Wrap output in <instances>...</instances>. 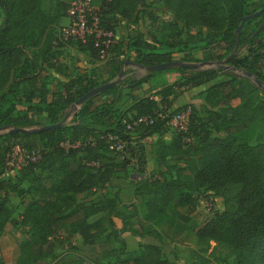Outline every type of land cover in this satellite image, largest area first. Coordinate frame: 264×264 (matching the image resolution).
Segmentation results:
<instances>
[{
    "label": "trees",
    "instance_id": "1",
    "mask_svg": "<svg viewBox=\"0 0 264 264\" xmlns=\"http://www.w3.org/2000/svg\"><path fill=\"white\" fill-rule=\"evenodd\" d=\"M161 3L169 17L159 20L158 30L174 31L176 35L181 31V41L169 33L145 39L137 31L139 14L150 5L146 0H99L101 26L111 31L105 16L114 15L131 34L113 41L105 59L85 72L76 66L68 69L63 60V53L71 48L97 59L90 35L84 42L58 38L66 0L57 13L42 10L39 0H0V126L33 128L58 122L80 95L115 78L130 52L134 53L128 60L131 64L148 66L172 59L199 61V54L218 61L234 49L225 64L251 72L264 86V9L245 20L239 32L234 33L241 17L264 7V0ZM147 12L151 22L158 20ZM253 20L255 25L247 30ZM38 30L43 31L39 40ZM254 65L260 73L253 70ZM188 70L174 83L149 94L140 91L141 85L157 71L120 79L85 99L56 128L0 133V233L4 224L13 219L9 194L20 200L28 197L16 214L15 223L28 230L17 243L14 264H107L95 263L79 252L71 253L67 260L66 255H54L51 238L58 229L63 230L61 237L78 234L84 245L93 244L109 229L105 236L111 235L117 243L102 253V258H109V264H171L163 256L159 233L149 224L138 229L130 224L126 227V220L135 215V205L122 204L115 193L88 204L75 200L76 194L108 184L112 176L124 175L127 166L143 175L141 140L149 136L157 137L153 149L156 165L166 156H174L180 163L171 166L172 174L167 177L149 173L138 178L133 190L143 208L141 219L158 223L169 217L170 209L190 211L196 195L216 193L223 200V208L194 227V244L207 246L212 241L225 247L232 264H264V140L252 137L254 126L264 127V96L248 79L219 68ZM96 75L103 78L94 81ZM220 75L226 78L217 80ZM204 84L200 109L188 104L170 107L172 99L186 89ZM117 87L125 89L126 105L122 110L114 103L117 96L113 102L102 95ZM99 95L103 98L98 99ZM232 100L237 102L232 104ZM186 105L190 109L186 132L173 131L169 140L160 139L168 129V114ZM155 110L161 114L168 110V114L157 117ZM142 115H153L152 122L125 129L127 122ZM107 134H115L125 142L126 157L107 149L103 138ZM12 147L32 152L35 158L1 175ZM108 153L118 156L119 161L109 159ZM232 185L237 186L235 191L225 195ZM129 206L131 211L122 213ZM113 216H120L118 231L111 227ZM125 229L153 240L126 251L124 242L117 238L118 232Z\"/></svg>",
    "mask_w": 264,
    "mask_h": 264
},
{
    "label": "rangeland",
    "instance_id": "2",
    "mask_svg": "<svg viewBox=\"0 0 264 264\" xmlns=\"http://www.w3.org/2000/svg\"><path fill=\"white\" fill-rule=\"evenodd\" d=\"M62 1L63 0H39V4H40V8L46 11L47 13L49 12L57 13L61 11ZM146 2H149L150 5L147 7H144L143 8L144 12L139 14L140 18L138 20L137 27H136L137 31L141 32L143 34V37H145V39H148L149 36L159 38L160 34L169 33V34H173V36L175 37L174 39L181 41L184 37V34L180 30H179L180 32L177 33V35L175 34L174 31L169 32L168 30H163V32L161 33L160 30H158L159 20L169 17L167 13L164 12L161 0H146ZM147 11L150 12V15L156 16L158 20L151 22L150 20L151 17L148 16ZM60 20L61 19H59V21ZM105 21H107L109 25H111L113 41H118L122 38H126L127 36H130L131 34L130 29L128 27H125L121 23L122 21L119 19V17L114 16V15L108 16L107 14L105 16ZM255 21L256 20H253L252 22H250L246 29L247 30L251 29L255 25ZM42 32L43 31L41 30H38L36 32L38 40L41 38ZM62 56H63V60L65 64L68 66V69H71L72 67L76 66L78 67L79 70L87 72L90 68H93L99 65L100 63L98 59L89 58L86 53H75V54H69V53L64 54L63 53ZM133 56H134V53L130 52L127 55V59L131 60ZM173 57H176V55L174 54ZM198 57H199V61L208 60L207 55L199 54ZM227 66H228L227 64H223L220 66L203 65L200 67V69L215 67V68H219L221 71L232 73L235 76L244 77L252 82V77L254 75L251 72L240 70V69H234L233 67L228 68ZM122 67H123L124 74L121 76L120 79L138 78L142 76L145 72L142 68L138 67L136 64H131L129 61L124 66L122 65ZM255 67L256 65H254L253 70L260 73L258 70L259 68L257 67L255 68ZM188 72H189L188 69L182 72L175 71L172 68H165L162 70H158L156 73L151 74L147 78V83L141 85L140 91L142 93H148V94L153 93L156 89H159L161 87L174 83L176 80L179 79L181 75L187 74ZM245 72H249L251 76H246ZM102 78H103L102 75H98V76L96 75L93 77V80L100 81ZM225 78H226L225 75H220L216 79L222 80ZM205 85L207 84H204L203 88L205 87ZM201 87L202 86L200 85L197 88L192 87V88L186 89L184 92L181 93V95L172 99V103L170 107L173 108L178 105L188 104L195 108L200 109L203 102L199 94L202 92L201 90L203 88L201 90H198V89H200ZM258 89L260 91V94L264 96V86L262 85V83H261V87H259ZM124 93H125V89H123V87H117L111 91L103 93L102 95L104 98H108L113 102L117 96L114 103L117 105L118 108H120V110H122L126 105L125 101L123 100ZM102 95H99L100 97L98 99L103 98L101 97ZM235 102H237V100L231 101L232 104ZM68 108L69 106L66 108V111L68 110ZM75 110L69 113V115L67 116L65 120H68L71 117V114ZM263 129L264 127L261 124H257L256 126H254V131H253L254 135L252 137L257 138L259 140H264V137H261V133ZM173 134H174L173 131L165 129L160 139L167 141L173 136ZM156 139L157 137L153 136V137H146L141 140L142 150H143V159H144L143 168H144V171H146V168L151 167L152 170H149L148 174L151 172V173H154L155 176L167 177L168 175L172 174L171 166L179 164L180 161L174 156H166L160 165H156V169H154L153 166L146 164V160L148 162H151V164H153L152 163L154 160L153 149L155 146ZM108 158L116 160V161H119L120 159L118 156H116L113 153H108ZM133 165H135V163ZM124 175H126L127 177L126 178L127 181H125L127 184L128 182H131V180L134 179L135 185L136 186L138 185L140 179H136L137 169L135 167L127 166L125 169ZM114 179L116 178L111 179V183H116L114 182ZM24 185L25 183H22V186ZM106 187L111 188V185L109 184L107 186H102L103 191L106 190ZM236 188L237 186L235 185L229 186L225 190L224 194L231 195L235 191ZM111 191H113V189H110L109 192ZM18 199L19 198L16 197L13 193L9 194V201H11V204L13 206V209H12L13 219L10 221H7L4 224L2 232L0 233V237L6 236V237H9V239L12 238L14 240L13 241L14 243H18L19 241L23 240L26 237L27 230H28L27 226H23V225H19L15 223L16 214L21 208L20 206L18 207V204L27 201L28 197L24 196L22 200L19 199L21 202H19ZM79 199H80V196L75 195V200H79ZM135 205H136V213L139 214L141 212L140 204H135ZM222 208H223V200L220 196H218L216 193L204 192V193H200L199 195H196L194 205L190 211L186 212L182 208H177L175 210V213H170L171 217L176 216L177 219L183 220L187 222V224H186V227L183 233H174L172 237H165L166 235L163 233L160 235V237L161 236L165 237V239H163L162 241L163 256L167 257L171 261V264H232V256L229 255V250L226 249L225 247L219 244H216L212 241H209L207 246L199 247L194 244V238H193L194 227L197 224H199L201 220L209 216L213 211L219 210ZM137 214L134 215L130 219V223H129L130 225H135V226L139 225V218ZM58 232L59 233L63 232V230L58 229ZM69 237L67 238L65 236L61 237V234L58 235L57 232L54 233L53 237L51 238L52 243H53L54 255H66L65 259L67 260L70 258L69 255L71 253L78 252L77 248L73 246L72 244H69V242L67 241ZM117 237H120V235L117 234ZM64 245H66V248H63ZM88 259L91 261L94 260L92 258H88ZM0 260H1V256H0ZM106 261L107 262L105 263L109 264L110 260L107 259ZM94 262L100 263L101 260L95 259ZM8 263L10 264V260H8Z\"/></svg>",
    "mask_w": 264,
    "mask_h": 264
},
{
    "label": "built area",
    "instance_id": "3",
    "mask_svg": "<svg viewBox=\"0 0 264 264\" xmlns=\"http://www.w3.org/2000/svg\"><path fill=\"white\" fill-rule=\"evenodd\" d=\"M99 0H66V8L64 12V20L57 28L58 38L62 41L68 39L84 42L90 35L92 37V46L96 49V57L99 61L105 59L108 53V48L113 42L112 32L103 28L100 24V13L98 8ZM168 114V110L166 111ZM166 113L154 111V116L164 117ZM190 109L185 106L180 110L169 113L165 121L168 129L185 133L189 122ZM153 115H142L133 118L125 124V129L131 130L136 124H150L153 120ZM104 138V143L108 150L114 153L125 154V142L118 138L115 134H107ZM185 139V138H184ZM186 140V139H185ZM67 146L66 143L63 144ZM35 158L33 153H27L18 147H12L10 152L6 154L2 173L8 172L11 168H18L24 165L28 160L32 161ZM94 164V163H90ZM58 235L61 233L57 232Z\"/></svg>",
    "mask_w": 264,
    "mask_h": 264
},
{
    "label": "crops",
    "instance_id": "4",
    "mask_svg": "<svg viewBox=\"0 0 264 264\" xmlns=\"http://www.w3.org/2000/svg\"><path fill=\"white\" fill-rule=\"evenodd\" d=\"M60 49L63 52L65 51V49H62V48H60ZM65 53L66 52H64V54ZM67 53L75 54V53H81V52H78V51L71 48V49L67 50ZM201 86L202 87L198 90H201L203 88V85H201ZM195 88H197V87H195ZM149 137H153V136H149ZM152 163L153 164H151V162H148L146 160V164H149V165L153 166L154 169H156L155 161L153 160ZM149 168H146V171H144L143 175H140L137 173L136 179L142 178L143 176H147L149 170H152L151 167H149ZM113 178H116V179H114V182H116V183H111V179H113ZM126 178H127L126 175L112 176V177H110L108 184L102 185V186H107L110 184L111 188L106 187V190L103 191L102 186H100V187L94 188L88 192L78 193V194H76V195L80 196V199L78 201L82 202L84 204H88V203H91V202L98 200L100 198V196H102V195L110 196L113 193H115L118 197V200L124 205H128L130 203H132L134 205L139 204L138 196L136 193H134V190H133V188L136 187L135 186V180L132 178L133 180H131V182H128V184H127L125 182V181H127ZM110 189H113V191L109 192ZM19 206L22 208L23 204L19 203L18 207ZM130 207L131 206L124 207L122 213L128 214L132 208V207L131 208ZM134 207H135V215H136L137 214L136 213V205ZM140 207H141L140 208L141 212L139 214H137L138 218H139V225L138 226H140V225L143 226L145 224H149L151 229L155 230L157 233H159V235H161L162 233L165 234L166 235L165 237H172V235L174 233H183V231L185 230L187 222L180 220V219H177L176 216L171 217V214H169V217L159 221L158 223H152V221H147V222L143 221L141 219V214L143 212V208L141 205H140ZM21 208H20V210H21ZM169 212L175 213L173 209H170ZM120 215H122V214H120ZM119 217L120 216L111 217V222H112L111 227L115 231H118L120 226H121V222H120ZM130 219L126 220V227L129 226ZM130 226L135 228V229H138V226H135V225H130ZM108 231H109V229L105 230L100 239L96 240L93 244H89V245L81 244L80 237L76 233H73L67 239V241L69 242V244H72L73 246H75L77 248V251L79 253H81L82 255H84L85 257L92 258L94 260L99 259L103 262H106V260L109 258L108 257L102 258V253L105 252L106 250L112 248V247H116V242L112 239V236L111 235L105 236V235H107ZM118 234L120 235V237H117V238H120L124 242V247H125L126 251L135 249L137 247V245L140 243H144L145 241L153 240L150 236L149 237L148 236L140 237L138 235L130 233L126 229L118 232ZM165 237L161 236L160 241H163V239H165ZM13 241L14 240L12 238L9 239V237H6V236L0 237V256H1L2 264H9L8 260H10V264H14V259L17 255V243H14ZM63 248H66V245H64Z\"/></svg>",
    "mask_w": 264,
    "mask_h": 264
},
{
    "label": "water",
    "instance_id": "5",
    "mask_svg": "<svg viewBox=\"0 0 264 264\" xmlns=\"http://www.w3.org/2000/svg\"><path fill=\"white\" fill-rule=\"evenodd\" d=\"M264 9V7H261L259 9H257L254 12L245 14L241 17L238 25L235 27L234 29V33L237 34L240 30V28L242 27V24L245 20L250 19L254 16H256L260 11H262ZM234 53V49L231 50V52L224 58L218 60V61H212V60H203V61H183L181 59H172L169 61H163L154 65H148V66H142L140 64H136L138 67L142 68L144 71H158V70H162L165 68H172V67H178V68H187V69H200L201 66L206 65V66H211V65H215V66H220L226 63V61L233 55ZM128 62V60L124 59L123 61V66ZM226 67V66H225ZM228 68H232L231 66H227ZM122 72H123V67H121L116 75L115 78L99 84L95 87L90 88L89 90H87L86 92H84L82 95H80L73 103H71L69 105L68 110L66 111L65 115L56 123H52V124H46V125H42L39 127H33V128H22V127H15V128H10L7 126H0V133L2 132H9V131H20V132H36V131H40V130H45V129H52V128H56L58 126H60L65 119L67 118V116L69 115V113H71L73 110H75L85 99L95 95L96 93H99L100 91L106 89L107 87L114 85L122 76ZM246 76H251V74L249 72H245ZM252 83L256 86V87H261V83L260 81L256 78V77H252Z\"/></svg>",
    "mask_w": 264,
    "mask_h": 264
}]
</instances>
